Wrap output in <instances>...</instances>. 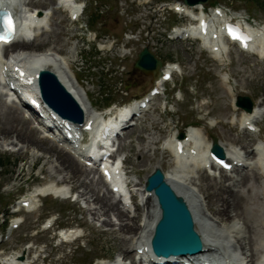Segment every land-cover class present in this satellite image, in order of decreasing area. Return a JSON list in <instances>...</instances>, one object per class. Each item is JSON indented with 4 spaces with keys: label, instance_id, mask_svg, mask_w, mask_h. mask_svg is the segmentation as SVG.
<instances>
[{
    "label": "rangeland",
    "instance_id": "obj_1",
    "mask_svg": "<svg viewBox=\"0 0 264 264\" xmlns=\"http://www.w3.org/2000/svg\"><path fill=\"white\" fill-rule=\"evenodd\" d=\"M175 1L96 0L86 7L87 0H78L82 10L73 18L71 10L62 7L58 0H20L18 8L25 12L37 9L48 13L46 22L36 31L30 50H51L65 56L70 73L97 111L107 109L108 99H111L108 105L112 111L120 105L133 104L134 98L147 93L153 83L155 85L160 69L174 63L177 70L164 82L162 91L153 95L147 108L134 115L129 126L116 137L118 154L124 157L128 172L127 179L136 183L134 205L119 203L114 192L108 193L110 187L96 170L87 176L86 167H94L76 155L78 173L83 180L74 182L69 171L61 168L57 155V151L63 152L64 143L45 137L37 128L36 120L29 117L35 113L19 101L1 95L4 85L0 82V155H8L11 160L6 169L0 167V217L7 219L6 228L0 226V261L12 252H20L29 257L39 256L35 264H97L100 256L114 259L123 255L125 264H132L136 260L139 233L120 231L116 214L99 212L91 193L82 195L84 190L80 182L90 184L100 198L108 196L119 206L124 205L130 216L137 217L138 224L143 225L149 218L146 215L151 205L142 200L146 176L158 162H162L160 168L164 172L176 166L172 151L164 148L169 136L182 131L188 133L196 126L202 148L211 143L213 137L225 150H251L264 142V116L255 130H247L250 135L246 139L242 131L243 109L233 103L236 94H247L254 106L259 104L264 108V56L242 50L231 42L224 58L218 59L197 38H172L177 28H188L196 23L185 12L171 6ZM204 6L210 15L217 6L227 11L232 20H247L254 27L264 28V0H207ZM97 7L102 15L91 28L88 16ZM194 11L196 15L201 13V10ZM146 45L162 61L154 73H145L134 65L138 52ZM18 49L15 43L5 46L3 51L9 54ZM18 131L35 136L40 143L26 141ZM48 147L52 150L48 151ZM254 159L249 158L250 162ZM249 167L245 166L244 170ZM195 172L194 168L188 174ZM206 172L219 174L218 168L208 166ZM256 174L248 185L236 188H241L244 194L245 210L254 225L253 247L257 248L259 256L264 249V173ZM224 176L217 177V184L225 181ZM50 183L68 185L69 195L41 194L34 199L32 210L18 205L19 201L34 197L38 186ZM197 183L198 180L192 183L193 190L204 212L213 216L215 206L208 205L200 189L205 183L202 179ZM5 202L8 204L1 206ZM136 202L140 204L138 210ZM16 208L20 209L14 212ZM236 221L245 225L241 217L237 216ZM226 222L228 224V221L220 223L225 225ZM49 223L52 225L47 227ZM57 226L75 228L83 236L77 238L75 245H65L56 236ZM194 228L200 234L195 220ZM249 234L248 231L245 234L246 242ZM120 241L126 243L124 249L127 251H123ZM136 263L141 262L137 259Z\"/></svg>",
    "mask_w": 264,
    "mask_h": 264
},
{
    "label": "bare ground",
    "instance_id": "obj_2",
    "mask_svg": "<svg viewBox=\"0 0 264 264\" xmlns=\"http://www.w3.org/2000/svg\"><path fill=\"white\" fill-rule=\"evenodd\" d=\"M18 2H20V0H0V4L5 3L10 5V9L15 14L20 12ZM59 2L62 7L71 10V17L76 18L79 16L81 8L78 4V0H59ZM175 7L187 13V15L190 16L192 20H195L196 23L193 25L190 24L188 28H177L178 30H175L173 36L181 38H198L201 40L204 47L213 52L215 58L223 59L224 55L227 54L229 50V39L227 38L228 36L224 30V18L222 17L223 10L219 7H214V14L210 15V13L204 8V4L197 3L193 5H184L179 1L175 3ZM195 9L201 10V13L194 15L196 14L194 11ZM190 13H194L193 16L190 15ZM47 14V12L43 13L37 9H34L33 11L20 12V14L18 13L15 33L21 34L28 30H33L34 32L38 31V29L46 22ZM243 27L245 28L247 37L246 39L238 40L237 43L240 49L264 56V29L253 27L249 24H244ZM35 35L32 39H18L11 42L9 46L17 43L19 49L12 51V54L9 56H0V82L4 85V90H1V95H11L12 92H14L21 100L19 95V93H21L23 97L37 102V108H40L47 116L49 123L62 125L63 123L60 119L56 118L55 113L46 107L41 101L36 83L37 70L42 67L51 66L60 81L76 98L85 114V120L81 125L71 123L68 129L72 133L74 139L77 138L75 135H77L84 128H88L90 131H93L95 134V139L92 143L93 145L91 147L90 145H81L78 148L79 150L82 149L83 152L85 151L93 154L96 158H99L101 153L108 149L106 146L104 147V145H100L99 142H107L110 140V134L118 125L116 120H114L113 117L105 118L103 117V112L99 113L95 111L91 101L70 73L68 60L65 56L59 55L56 52H51V50H30ZM171 67L172 66L164 67L163 69L165 70L162 69L160 72L159 78L154 85L156 91H162L161 87L164 86V81L161 79V76L165 72L170 71L172 69ZM142 99H144V97L134 100L133 104L121 106L117 111L124 119L128 112L136 109L137 103H140ZM22 104L27 108H30L26 105L27 103ZM135 114L136 113H133L131 118ZM263 116L264 108L259 107V104L258 106L253 105V108L250 111L243 110L242 123L244 125V130L242 131L245 133L246 139L247 136L250 135L247 130L254 127V125H257V122L262 120ZM126 124H128V122H126ZM132 128H130L129 131ZM196 129V126H193L188 133L177 132L176 134L169 136L164 143V148L172 151L176 160L175 167L170 170H165V179L171 184L175 191L182 195L187 203H189L188 205L190 206L193 218L195 222L198 223L200 229V234H198L200 235L203 244V249L197 253L177 255V262L187 260L189 262L201 264H264V249H262L261 254L258 256V252L255 251L257 248L255 247V249L253 247L255 239L251 236V234L253 232L254 225L250 223V215L245 210L244 194L242 193L241 188H236V186L242 187L248 185L251 177L256 173L258 175H260V172L264 173V142H261L258 146L252 148L251 150L242 151L238 148H229L228 150H225L223 148L225 158L234 164V166H232L229 170L231 173L227 172L220 166L218 167V175L211 174L210 172H206V168L204 167L206 166L205 164L209 162V166L215 169L217 167V163L211 156L210 143H208L204 148L201 147V140ZM181 133L182 135L180 136ZM17 134L24 136L26 141L40 143L35 136L30 134L26 135L22 131H18ZM46 149L48 151L52 150L50 147ZM62 151L63 152L57 151V155L61 161V168L64 169L63 171H69V175L74 178V182L79 183L81 176L78 173V160L68 150L63 149ZM249 158L255 159L250 162ZM102 165L104 169L108 170V179L113 181V183L120 189H123L124 182L119 174V171L117 172L118 166L108 158H105ZM161 165L162 162H158L155 167H160ZM247 165H250V167L244 170V167ZM239 167L241 169H239ZM194 168L197 173L195 172L196 174L194 173L193 175H189L188 173L194 171ZM95 170L101 177L102 175L98 165L94 168L86 167L87 176H89L90 172ZM233 172H236L235 174L237 175L233 174ZM83 174L85 173L83 172ZM225 174H229V176H226ZM222 175H225V181L217 184L218 178L222 179ZM239 175H242L241 179ZM101 178L100 181H102ZM201 179L205 184H201L200 189L205 195L208 205L211 207L215 206L213 216H209L208 213L204 212L205 209L203 210L199 197L195 194V190H193L192 183H195L196 180H198L199 183ZM238 179L240 180L238 181ZM129 182L132 186L131 192L134 194V187H136V183L132 180H129ZM80 183L82 184L81 188L84 190V194L82 195L91 193L90 197L93 199L95 204L99 206V212L102 214H108L109 212L116 214L119 225H121V228L119 227L120 231L124 234L139 233V238L136 241L138 243L137 251L140 252V255L142 254L149 258L151 253L149 241L154 230V224L160 216L153 192L146 189L143 191L142 200L144 203L148 202L146 203L148 205L151 203L147 210L148 214L146 215V217L148 216L150 220L149 218L148 220L146 218L144 224L139 225L136 219L137 217L130 216L129 209L124 207V205H120V207L118 202H112L108 196L100 198L98 194L94 193V189L90 186V184H87L86 182ZM69 192L70 187L66 184L50 183L40 185L37 187L34 197L24 199L26 201L24 205L27 207V210H29L34 205V199L41 194L52 193L56 196L65 197ZM107 192L109 193L112 191L111 189H108ZM119 203L123 202L120 200ZM139 206L140 204H137L136 202L137 210L139 209ZM237 216L238 218H242L245 224L244 226L241 225L239 221H236ZM221 221H228V224L226 222L225 225H222L220 223ZM71 230L73 229L71 228ZM247 231L250 233L248 242H246L245 238ZM120 244L123 251H127V249H124V247H126V243H122L120 241ZM123 256L124 257L122 258L126 259L125 255ZM38 258L39 256L29 258L26 253L23 255L20 252H12L8 256L4 257L0 262L2 264H33ZM29 259H31L32 262H30ZM136 261L137 260H133L132 264H137ZM123 264H125V262Z\"/></svg>",
    "mask_w": 264,
    "mask_h": 264
},
{
    "label": "water",
    "instance_id": "obj_3",
    "mask_svg": "<svg viewBox=\"0 0 264 264\" xmlns=\"http://www.w3.org/2000/svg\"><path fill=\"white\" fill-rule=\"evenodd\" d=\"M185 4L205 3L207 0H181ZM161 59L146 45L139 52L134 65L145 73H154ZM37 84L42 100L60 117L82 123L84 111L70 90L60 81L57 74L48 67L37 71ZM235 105L250 111L253 101L247 94H237ZM210 150L217 156H224V149L216 137L212 138ZM144 187L152 191L159 208V218L154 224L151 246L157 253H195L202 249V239L194 228L191 209L171 184L165 179L163 170L155 167L145 179Z\"/></svg>",
    "mask_w": 264,
    "mask_h": 264
},
{
    "label": "trees",
    "instance_id": "obj_4",
    "mask_svg": "<svg viewBox=\"0 0 264 264\" xmlns=\"http://www.w3.org/2000/svg\"><path fill=\"white\" fill-rule=\"evenodd\" d=\"M96 0H87V2L85 3L86 7L89 6V4H91L92 2H94ZM254 1H258L260 2L261 0H254ZM96 7V6H95ZM101 13L99 11V8H95L93 12L89 13V16H88V24L91 26V28L94 27V25L99 22L100 20V17H101ZM111 101V99H108L105 103L106 104H109V102ZM11 163V160H9V156L8 155H0V167L1 169H6L7 165ZM15 163V160H13V164ZM8 202H5L3 204H1V206H5L7 205ZM3 209V208H2ZM3 223L2 225H5L6 224V219L4 218L3 219Z\"/></svg>",
    "mask_w": 264,
    "mask_h": 264
},
{
    "label": "snow or ice",
    "instance_id": "obj_5",
    "mask_svg": "<svg viewBox=\"0 0 264 264\" xmlns=\"http://www.w3.org/2000/svg\"><path fill=\"white\" fill-rule=\"evenodd\" d=\"M9 28H11V20L8 21Z\"/></svg>",
    "mask_w": 264,
    "mask_h": 264
}]
</instances>
